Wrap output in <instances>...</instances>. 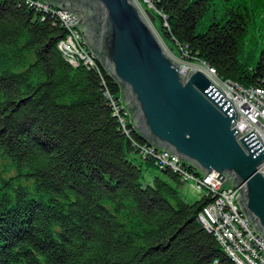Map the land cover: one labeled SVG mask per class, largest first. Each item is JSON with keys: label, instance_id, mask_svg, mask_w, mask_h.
Returning a JSON list of instances; mask_svg holds the SVG:
<instances>
[{"label": "trees", "instance_id": "obj_1", "mask_svg": "<svg viewBox=\"0 0 264 264\" xmlns=\"http://www.w3.org/2000/svg\"><path fill=\"white\" fill-rule=\"evenodd\" d=\"M153 7L165 44L244 88L264 84V41L254 62L243 56L254 23L264 35V0ZM53 16L0 0V264H234L196 220L209 197L186 203L169 169L141 182L155 162L128 154L151 145L130 122L121 132L103 97L120 107V89L93 55L95 68L65 61Z\"/></svg>", "mask_w": 264, "mask_h": 264}, {"label": "water", "instance_id": "obj_2", "mask_svg": "<svg viewBox=\"0 0 264 264\" xmlns=\"http://www.w3.org/2000/svg\"><path fill=\"white\" fill-rule=\"evenodd\" d=\"M41 1L76 16L73 27L118 85L135 131L203 178L217 172L220 187L238 189L236 202L264 241V145L253 130L238 139V114L221 91L199 71L180 74L132 0Z\"/></svg>", "mask_w": 264, "mask_h": 264}, {"label": "built area", "instance_id": "obj_3", "mask_svg": "<svg viewBox=\"0 0 264 264\" xmlns=\"http://www.w3.org/2000/svg\"><path fill=\"white\" fill-rule=\"evenodd\" d=\"M30 4L40 5L43 8V13H46L47 10H54L56 17H62L63 21H66V37L57 44L65 61L73 67H76L81 61L83 66L93 68V64L88 61V54L91 53L86 49L84 41H81L82 37L78 28L73 27L77 23L76 16L70 15L65 10L52 8L44 2L30 1ZM178 56L179 58L172 56L171 58L179 65V72L183 77H187L190 71L203 73L232 103L238 114V120L233 126L240 134L238 139L253 130L264 145V90L248 91V88H244L238 83H230L229 80L211 77L210 74L205 73L203 64L199 60L189 58L185 49H181ZM107 98L112 99L113 116L124 121L125 118L122 117L121 113L126 116L127 112H124L126 109L122 106L117 107L111 96L108 95ZM142 149H145L146 159L152 157L159 169L165 166H174L187 178L204 180L210 184L214 189V200H210L197 214L202 224L206 225V232L212 234L216 242L223 244L227 249H231L232 255L238 257L244 264H264V241L251 226L243 227L239 220V214H237L239 205L235 199L239 193L238 189L220 187L223 180L221 182L217 180L215 172L203 178L197 171H189V167L180 160L179 162H166L167 153L165 152L154 153V150H147L145 147ZM257 172H260L264 177V161Z\"/></svg>", "mask_w": 264, "mask_h": 264}, {"label": "rangeland", "instance_id": "obj_4", "mask_svg": "<svg viewBox=\"0 0 264 264\" xmlns=\"http://www.w3.org/2000/svg\"><path fill=\"white\" fill-rule=\"evenodd\" d=\"M154 1L155 0H132V2L138 8V10L142 14L143 18L145 19V21L147 22V24L151 28L152 32L155 34V36L158 39V41L163 46V48L166 51V53L169 56L171 55L173 58H179V56H178L179 55L178 54L179 53L178 50L176 51L174 47L172 48V45H170L169 42H168L169 43L168 44L169 46L167 44H165V42L163 41V39L161 37V34H162V29L161 28L162 27L160 25L159 19L157 18V20H156V17L158 16V12L153 7V2ZM146 11H148L151 15H153L155 17V22L154 23H152L150 21V19L148 18V16L146 15ZM205 24H206V22L201 24V27L199 28V31H202V27ZM163 26H164V23H163ZM262 33L263 32H262L261 27L258 26L256 23H254L250 27V32H249V35L247 37V42L248 43H247V46L244 49L243 56L249 58L252 62L255 61L254 57L257 54H259L260 50L263 47L264 35ZM81 41H83V39H81ZM107 96H108V92H104L103 93V97L106 99V101H108V104L111 107L112 106V104H111V100L112 99L109 100L107 98ZM117 107H118V105H117ZM121 114H123V113H121ZM122 117H124V116L122 115ZM125 117H127V118H125L124 121H123V119H117V118H115V119L117 121L118 126L120 127V130L122 132H124L125 134H127L128 132H127V129H126V126L125 125L127 123H129V122L132 123V121H130V119H129L130 116H127L126 115ZM128 158L130 160H132L133 162H135V163H139L140 162L139 158L141 160L145 159L142 154H139V155L135 156L133 153L128 154ZM142 164H143V172H142V178H141V182L142 183L152 184L153 179H154L155 176H161L160 170L158 168L159 166L157 164L155 165V167L150 166V165H148L146 163H143V162H142ZM178 190H179V194H180L181 198L186 203H194L195 201L200 200L205 195L204 192H200V194H198L188 184H183L181 187L178 188Z\"/></svg>", "mask_w": 264, "mask_h": 264}, {"label": "bare ground", "instance_id": "obj_5", "mask_svg": "<svg viewBox=\"0 0 264 264\" xmlns=\"http://www.w3.org/2000/svg\"><path fill=\"white\" fill-rule=\"evenodd\" d=\"M23 1L25 2L26 5H29L30 7H33L37 11V13L38 12L39 13L40 12L43 13V8L40 5H38V4H30V1H36V3H43L42 1H40V0H23ZM46 13H49V14L54 15L56 17V11H54V10H47ZM56 18L59 20V22L62 24V26L66 29V21H63V18L62 17H56ZM57 49L60 52V47H57ZM62 56H63V54H62ZM197 60H199V59H197ZM88 61L91 64H93V68L96 67L97 64H96V61L94 60L92 54H88ZM199 61L203 64L205 73L210 74L211 77H213L215 79H222L219 76H217L216 72L212 68H210L205 62H203L202 60H199ZM79 66H83L81 61L78 62V65L76 67H79ZM230 83H237V82L230 81ZM256 90H264V84L262 86H251V87H248V91H256ZM145 148H147V150H154V153H163L162 150H158V149H156V148H154L152 146H145ZM133 154L134 155L142 154L143 157L146 159L145 149H142V147L141 148H138V149L135 147L134 148V151H133ZM150 158H152V157H150ZM150 160H152L153 162H155V160L153 158L150 159ZM166 162H179V159H177L176 157H173L172 155L166 154ZM162 169H169V170H171L173 173L177 174L178 177L179 176L181 177V181L182 182H185L186 184H188L198 194H200V192H204L205 195L210 198V200H214V189H213V187H211L210 184H208L204 180H196L194 178H187L185 175H182V173L179 171L178 168H174V166H165V167H162ZM215 174H217V172H215ZM237 214H239V220L242 222V226L243 227H250V225L247 223V220L245 219L244 215L242 214L240 207H237ZM196 220L199 222V224L206 231V225L205 224H202V221L198 217L196 218ZM217 243L221 247V249L223 250V252L226 254V256L234 264H244L241 260H239L238 257L232 255V250L231 249H227V247H225L223 244H221L219 242H217Z\"/></svg>", "mask_w": 264, "mask_h": 264}, {"label": "crops", "instance_id": "obj_6", "mask_svg": "<svg viewBox=\"0 0 264 264\" xmlns=\"http://www.w3.org/2000/svg\"><path fill=\"white\" fill-rule=\"evenodd\" d=\"M183 184L180 185V187L182 186Z\"/></svg>", "mask_w": 264, "mask_h": 264}]
</instances>
